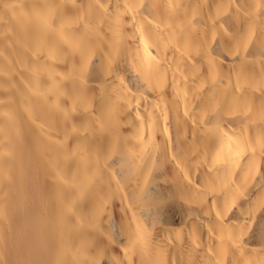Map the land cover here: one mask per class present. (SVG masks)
Instances as JSON below:
<instances>
[{"label":"bare ground","instance_id":"1","mask_svg":"<svg viewBox=\"0 0 264 264\" xmlns=\"http://www.w3.org/2000/svg\"><path fill=\"white\" fill-rule=\"evenodd\" d=\"M0 248L264 264V0H0Z\"/></svg>","mask_w":264,"mask_h":264},{"label":"rangeland","instance_id":"2","mask_svg":"<svg viewBox=\"0 0 264 264\" xmlns=\"http://www.w3.org/2000/svg\"><path fill=\"white\" fill-rule=\"evenodd\" d=\"M25 184H26V183H25ZM27 184H28V183H27ZM27 184H26V185H27ZM27 187L29 188L30 186L28 185ZM25 188H26V187H25ZM29 189H30V188H29ZM29 189H28V190H29ZM20 201H21V200H19L17 204H18L19 206L25 207L24 209L28 211L29 209L26 208L27 204H25V202L23 203V201H22V202H20ZM19 202H20V203H19ZM22 207H21V208H22ZM27 207H28V206H27ZM14 217H15V215H14L13 218H12L13 224H14V221L16 220V217H15V219H14ZM11 223H12V222H11ZM14 225H15V224H14ZM13 228H15V226H14ZM11 229H12V228H11ZM11 229H10V230H11ZM13 230H14V229H13ZM13 230H11L10 233H13V234H14V233H15V230H14V231H13ZM8 231H9V230H8ZM8 231H7L6 233L9 234ZM15 234H16V233H15ZM11 235H12V234H11ZM3 239H4V236H3ZM3 239H2V240H3ZM3 241H4V240H3ZM0 250H1L0 252H2V253H0V254H1V255H0V259H1L0 262L2 263V261H3L2 264H8V263H11V260H10V262L8 261V253L5 252L6 250H4V248H2V249L0 248ZM2 250H4V251H2ZM6 253H7V256H5ZM2 257H3V258H2ZM3 259H4V260H3Z\"/></svg>","mask_w":264,"mask_h":264}]
</instances>
